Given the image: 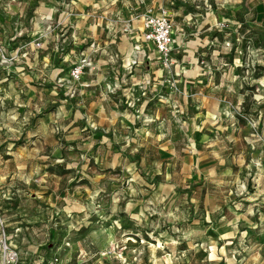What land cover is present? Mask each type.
I'll list each match as a JSON object with an SVG mask.
<instances>
[{"label":"rangeland","instance_id":"374dc122","mask_svg":"<svg viewBox=\"0 0 264 264\" xmlns=\"http://www.w3.org/2000/svg\"><path fill=\"white\" fill-rule=\"evenodd\" d=\"M161 11L168 68L143 37ZM5 248L264 264V0H0Z\"/></svg>","mask_w":264,"mask_h":264},{"label":"built area","instance_id":"2783aa9c","mask_svg":"<svg viewBox=\"0 0 264 264\" xmlns=\"http://www.w3.org/2000/svg\"><path fill=\"white\" fill-rule=\"evenodd\" d=\"M144 33L143 37L145 41L151 42L155 45V48L161 58L164 60V68H168L167 62L171 53V46L173 43L172 22L165 11H161L159 14L153 16L146 14L143 19ZM84 65H79L72 71V78L78 81ZM5 262L4 264H19L17 253L5 248ZM49 264H60L56 258H54Z\"/></svg>","mask_w":264,"mask_h":264},{"label":"crops","instance_id":"0c3cea01","mask_svg":"<svg viewBox=\"0 0 264 264\" xmlns=\"http://www.w3.org/2000/svg\"><path fill=\"white\" fill-rule=\"evenodd\" d=\"M194 136H195V139H196L198 142H205V143H206V141H207V139H208V137H207L205 134L201 133L200 131H196V132L194 133Z\"/></svg>","mask_w":264,"mask_h":264},{"label":"bare ground","instance_id":"6f19581e","mask_svg":"<svg viewBox=\"0 0 264 264\" xmlns=\"http://www.w3.org/2000/svg\"><path fill=\"white\" fill-rule=\"evenodd\" d=\"M131 57H133V56H131ZM131 61V58H129V62Z\"/></svg>","mask_w":264,"mask_h":264}]
</instances>
